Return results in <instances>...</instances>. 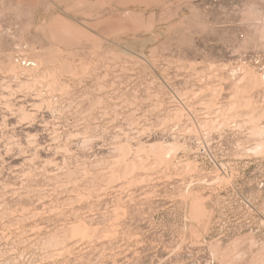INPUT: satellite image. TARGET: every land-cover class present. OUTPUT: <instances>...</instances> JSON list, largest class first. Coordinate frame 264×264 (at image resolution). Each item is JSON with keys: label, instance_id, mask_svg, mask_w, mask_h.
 <instances>
[{"label": "rangeland", "instance_id": "obj_1", "mask_svg": "<svg viewBox=\"0 0 264 264\" xmlns=\"http://www.w3.org/2000/svg\"><path fill=\"white\" fill-rule=\"evenodd\" d=\"M0 264H264V0H0Z\"/></svg>", "mask_w": 264, "mask_h": 264}, {"label": "built area", "instance_id": "obj_2", "mask_svg": "<svg viewBox=\"0 0 264 264\" xmlns=\"http://www.w3.org/2000/svg\"><path fill=\"white\" fill-rule=\"evenodd\" d=\"M17 62H21L23 65L26 63V58L18 55L16 58Z\"/></svg>", "mask_w": 264, "mask_h": 264}]
</instances>
